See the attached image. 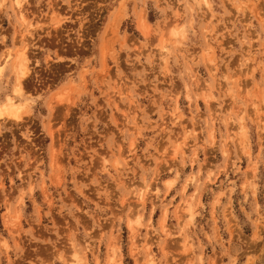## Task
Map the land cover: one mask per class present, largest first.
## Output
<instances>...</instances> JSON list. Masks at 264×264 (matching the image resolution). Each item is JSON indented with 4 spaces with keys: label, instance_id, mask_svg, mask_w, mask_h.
Masks as SVG:
<instances>
[{
    "label": "rangeland",
    "instance_id": "1",
    "mask_svg": "<svg viewBox=\"0 0 264 264\" xmlns=\"http://www.w3.org/2000/svg\"><path fill=\"white\" fill-rule=\"evenodd\" d=\"M23 17L0 0V264H264V0Z\"/></svg>",
    "mask_w": 264,
    "mask_h": 264
},
{
    "label": "bare ground",
    "instance_id": "2",
    "mask_svg": "<svg viewBox=\"0 0 264 264\" xmlns=\"http://www.w3.org/2000/svg\"><path fill=\"white\" fill-rule=\"evenodd\" d=\"M13 2H14V5L16 6L17 10H18L19 17L22 20H24V17H23V0H13ZM205 2H206V0H205ZM24 49H25V46L23 47V49L21 51H19V55L17 56L16 62H15V65H14L15 69H16V72H17V79L16 80L19 79L20 74H22L23 72L26 71V63H24V58H26L25 57L26 53H25ZM8 56L9 55H7L6 57L8 58ZM6 57H5V60H4L5 62H6ZM2 68H3V63L0 62V74L2 72ZM13 89H12L14 91L13 93H15V92L18 93L19 88H18L17 85H14ZM0 95H2V94H0ZM18 106H19V103H16L11 96L6 95L5 96V101L3 103L0 102V118L16 116V114L18 112L17 111V107ZM187 209H189V207H187ZM75 264H77V263L75 262Z\"/></svg>",
    "mask_w": 264,
    "mask_h": 264
}]
</instances>
